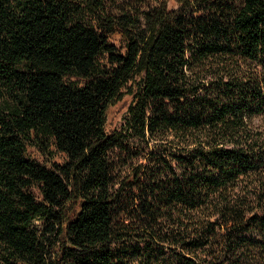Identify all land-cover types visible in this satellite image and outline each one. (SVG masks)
Returning <instances> with one entry per match:
<instances>
[{
  "label": "trees",
  "instance_id": "obj_1",
  "mask_svg": "<svg viewBox=\"0 0 264 264\" xmlns=\"http://www.w3.org/2000/svg\"><path fill=\"white\" fill-rule=\"evenodd\" d=\"M0 264H264V0H0Z\"/></svg>",
  "mask_w": 264,
  "mask_h": 264
},
{
  "label": "rangeland",
  "instance_id": "obj_2",
  "mask_svg": "<svg viewBox=\"0 0 264 264\" xmlns=\"http://www.w3.org/2000/svg\"><path fill=\"white\" fill-rule=\"evenodd\" d=\"M111 41L116 45H118L119 47H122L124 44V41L119 34H113L111 36ZM113 113H116L115 117L112 116L113 122L117 124L120 123L121 116L123 115V109L122 110L118 109L116 112ZM52 151H53V156L51 158L52 162L63 163L67 160V156L64 153L57 151L55 148H53ZM28 156L39 161L40 163L50 164V159L46 158L45 155L40 151V149L35 146H30L28 148Z\"/></svg>",
  "mask_w": 264,
  "mask_h": 264
}]
</instances>
